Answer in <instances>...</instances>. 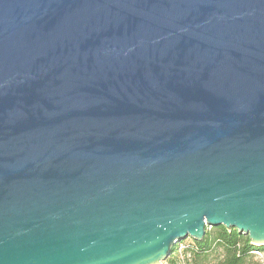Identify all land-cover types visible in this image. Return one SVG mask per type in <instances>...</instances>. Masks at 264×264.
Wrapping results in <instances>:
<instances>
[{"label": "water", "instance_id": "95a60500", "mask_svg": "<svg viewBox=\"0 0 264 264\" xmlns=\"http://www.w3.org/2000/svg\"><path fill=\"white\" fill-rule=\"evenodd\" d=\"M220 226L264 246V0H0V264Z\"/></svg>", "mask_w": 264, "mask_h": 264}, {"label": "trees", "instance_id": "16d2710c", "mask_svg": "<svg viewBox=\"0 0 264 264\" xmlns=\"http://www.w3.org/2000/svg\"><path fill=\"white\" fill-rule=\"evenodd\" d=\"M186 240L190 242L183 246L180 253L176 246L175 254L167 259V264H261L254 260L256 256L251 251L264 252V246H254L247 236L223 226L206 227L200 241L191 238Z\"/></svg>", "mask_w": 264, "mask_h": 264}, {"label": "built area", "instance_id": "2783aa9c", "mask_svg": "<svg viewBox=\"0 0 264 264\" xmlns=\"http://www.w3.org/2000/svg\"><path fill=\"white\" fill-rule=\"evenodd\" d=\"M184 247L181 246L180 248H178V252L180 253L181 250H183ZM251 253L253 255H255L258 259H260L262 262H264V252L263 251H260V250H253L251 251Z\"/></svg>", "mask_w": 264, "mask_h": 264}, {"label": "rangeland", "instance_id": "374dc122", "mask_svg": "<svg viewBox=\"0 0 264 264\" xmlns=\"http://www.w3.org/2000/svg\"><path fill=\"white\" fill-rule=\"evenodd\" d=\"M189 242H190V240H186V239H185V240L179 242L178 244H176V245L174 246V253H173V254H175L176 246H177V249H178V248H180L181 246H185V244H187V243H189ZM173 256H174V255H173ZM254 260L259 261L261 264H264L261 260H259V259L256 258V257H254ZM166 262H167V260L164 261V262H162V264H167Z\"/></svg>", "mask_w": 264, "mask_h": 264}]
</instances>
